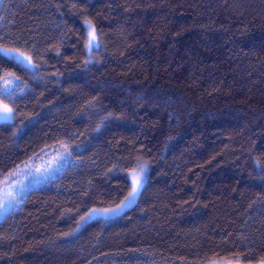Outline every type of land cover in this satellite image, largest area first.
<instances>
[{
    "label": "trees",
    "instance_id": "1",
    "mask_svg": "<svg viewBox=\"0 0 264 264\" xmlns=\"http://www.w3.org/2000/svg\"><path fill=\"white\" fill-rule=\"evenodd\" d=\"M85 19L102 42L87 65ZM0 35L38 73L0 65L30 89L0 125V178L84 149L0 222V264L264 260V0H2ZM138 161V200L82 225L123 202Z\"/></svg>",
    "mask_w": 264,
    "mask_h": 264
},
{
    "label": "snow or ice",
    "instance_id": "2",
    "mask_svg": "<svg viewBox=\"0 0 264 264\" xmlns=\"http://www.w3.org/2000/svg\"><path fill=\"white\" fill-rule=\"evenodd\" d=\"M85 23L86 43L84 48L88 55V59L85 61L87 65L92 62L93 51H99L102 42L96 26L91 20L85 19ZM10 41L11 43H9ZM31 47L34 48L35 45ZM28 48L29 45L26 41L21 42L14 37L0 35V65H8L24 72H30L34 79L37 78V66L33 62V55L28 51ZM29 91L27 84L20 79L16 72L0 71V125L6 126L5 130L16 127L18 116L22 114L19 109V102L27 96ZM60 143L62 147H65V142L61 141ZM83 151L84 149L77 147L72 151L59 152L55 164L47 163L42 167H33L25 161L24 169L14 170L16 179L0 187V214L7 213L18 205L30 193L33 182L39 183L47 180L51 175L63 170L65 165L75 158L74 153L78 155ZM253 167L261 181V185L264 186V163L260 158H254ZM148 173L147 163L138 161L131 168L128 176L125 177L128 194L124 197L123 202H115V207L91 208L86 216L81 217L82 225L97 217L102 216L109 219L124 213L142 194L149 180ZM9 175H13V173H9ZM21 176L23 179H20ZM236 264H239V261ZM260 264H264V260H261Z\"/></svg>",
    "mask_w": 264,
    "mask_h": 264
},
{
    "label": "rangeland",
    "instance_id": "3",
    "mask_svg": "<svg viewBox=\"0 0 264 264\" xmlns=\"http://www.w3.org/2000/svg\"><path fill=\"white\" fill-rule=\"evenodd\" d=\"M93 53H95V50L93 51ZM93 53H92V55H93ZM65 150H67L66 145H65V147H62L61 145H57L55 147L47 148L44 151H42L40 154H38L37 156L32 158L28 163L31 166H33V167H37V166L42 167V166H44L47 163L55 164L56 163L57 154L59 152L65 151ZM70 164H71V162L69 164H66L65 167L63 168V170L65 168H67ZM24 167H25V165L23 164V165L19 166L17 169H24ZM63 170L58 171L57 173L51 175L47 180H45L43 182H39V183L33 182L31 184V190L30 191H32L34 189H37V188L41 187L42 185H44V184L56 179L62 173ZM11 173H13V175L7 174V175H5V176L0 178V187H3L5 184L11 183L12 181H14L16 179L14 171L11 172ZM20 179H23V177L21 176ZM25 182L27 183L28 181H25ZM26 197L18 205H16L12 210H10L9 212L4 213V214H0V222L2 220H4V218L8 214H10L11 212H13L15 210H18L22 206V204L24 203ZM131 206H129V208ZM210 264H236V263L226 262V261H216V262H212Z\"/></svg>",
    "mask_w": 264,
    "mask_h": 264
}]
</instances>
